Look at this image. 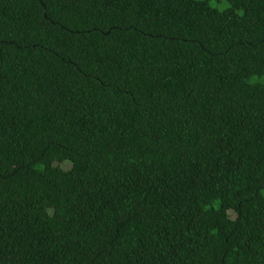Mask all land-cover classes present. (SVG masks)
I'll list each match as a JSON object with an SVG mask.
<instances>
[{
  "label": "trees",
  "instance_id": "obj_1",
  "mask_svg": "<svg viewBox=\"0 0 264 264\" xmlns=\"http://www.w3.org/2000/svg\"><path fill=\"white\" fill-rule=\"evenodd\" d=\"M0 264H264V0H0Z\"/></svg>",
  "mask_w": 264,
  "mask_h": 264
}]
</instances>
